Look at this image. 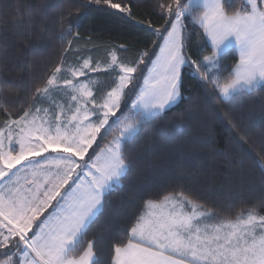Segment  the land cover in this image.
I'll return each instance as SVG.
<instances>
[{"label": "snow or ice", "instance_id": "1", "mask_svg": "<svg viewBox=\"0 0 264 264\" xmlns=\"http://www.w3.org/2000/svg\"><path fill=\"white\" fill-rule=\"evenodd\" d=\"M93 4L132 17L126 0L75 5L74 18L71 10L62 17L67 46L29 102H0V264H264V201L222 218L182 188L165 190L144 201L123 233L93 231L131 170L128 146L143 124L180 100L182 68L211 85L222 103L264 92V0H165L158 4L164 26L147 25L156 37L152 49L131 62L116 50L101 62L76 48ZM52 7L29 5L26 14L17 8L20 38ZM189 24L203 30L209 55L187 53ZM230 46L239 60L225 76L220 66ZM91 73L113 79L101 89ZM6 88L0 78V91ZM257 154L264 161V146Z\"/></svg>", "mask_w": 264, "mask_h": 264}, {"label": "trees", "instance_id": "2", "mask_svg": "<svg viewBox=\"0 0 264 264\" xmlns=\"http://www.w3.org/2000/svg\"><path fill=\"white\" fill-rule=\"evenodd\" d=\"M81 2L86 0H0V78L11 86V90L0 91V102H29L30 90L50 74L67 46L60 40L68 23L64 19L62 25V17H68L71 10L74 18L75 5ZM163 2L126 0L131 18L106 5L93 4L80 22L76 48L101 62L108 59L110 50H116L123 61L136 60L146 47L152 49L156 39L148 23L153 28L164 26L158 7ZM229 3L238 6L240 0ZM45 4L55 7L47 9L46 16L37 14L31 29L20 38L14 29L17 8L26 14L29 5ZM202 32L198 26L188 25L186 51L193 58L199 52L210 54L203 48ZM89 38L90 44L86 43ZM121 44L125 49L119 48ZM222 57L220 71L226 76L238 61L235 47L226 49ZM90 75L101 89L113 79L105 73ZM181 80L180 100L162 119L143 124L135 142L128 146L131 170L122 187L110 195L93 231L104 227L113 235L123 233L144 201L165 190L182 188L222 218L239 212L243 205L264 201V161L257 154L264 146V92L228 104L186 67L181 69ZM5 116L0 111V120ZM97 143L103 146L104 142L98 138ZM109 248L106 246L102 257L105 262Z\"/></svg>", "mask_w": 264, "mask_h": 264}, {"label": "rangeland", "instance_id": "3", "mask_svg": "<svg viewBox=\"0 0 264 264\" xmlns=\"http://www.w3.org/2000/svg\"><path fill=\"white\" fill-rule=\"evenodd\" d=\"M209 46H210V44H209ZM230 47H232V46H230ZM229 48V47H228ZM228 48H226V49H228ZM225 49V50H226ZM236 49V52H237V55H238V60H239V50L237 49V48H235ZM238 62V61H237ZM81 79H83V78H81ZM130 87V86H129ZM140 87H143V81H142V83H141V85H140ZM174 105V104H173ZM172 105V106H173ZM103 131V130H102Z\"/></svg>", "mask_w": 264, "mask_h": 264}]
</instances>
